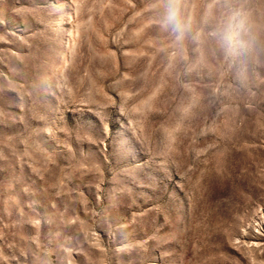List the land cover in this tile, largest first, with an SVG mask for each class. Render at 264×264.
Masks as SVG:
<instances>
[{"label":"rangeland","instance_id":"rangeland-1","mask_svg":"<svg viewBox=\"0 0 264 264\" xmlns=\"http://www.w3.org/2000/svg\"><path fill=\"white\" fill-rule=\"evenodd\" d=\"M170 6L0 0V264H264V0Z\"/></svg>","mask_w":264,"mask_h":264},{"label":"clouds","instance_id":"clouds-1","mask_svg":"<svg viewBox=\"0 0 264 264\" xmlns=\"http://www.w3.org/2000/svg\"><path fill=\"white\" fill-rule=\"evenodd\" d=\"M171 5L168 9L167 22L173 27V30L180 33L184 30V23L180 18L179 9L175 5L178 0H170ZM241 26L240 22H233L229 25L226 32V39L231 43L235 35L237 34L238 28Z\"/></svg>","mask_w":264,"mask_h":264}]
</instances>
